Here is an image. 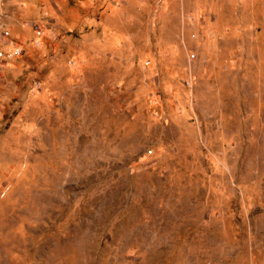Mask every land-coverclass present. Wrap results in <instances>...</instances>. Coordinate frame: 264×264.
Listing matches in <instances>:
<instances>
[{
	"label": "rangeland",
	"instance_id": "obj_1",
	"mask_svg": "<svg viewBox=\"0 0 264 264\" xmlns=\"http://www.w3.org/2000/svg\"><path fill=\"white\" fill-rule=\"evenodd\" d=\"M0 264H264V0H0Z\"/></svg>",
	"mask_w": 264,
	"mask_h": 264
}]
</instances>
